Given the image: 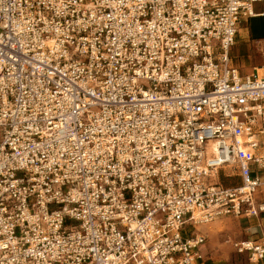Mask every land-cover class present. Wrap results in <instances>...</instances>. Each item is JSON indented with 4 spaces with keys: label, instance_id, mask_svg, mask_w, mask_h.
I'll list each match as a JSON object with an SVG mask.
<instances>
[{
    "label": "built area",
    "instance_id": "built-area-1",
    "mask_svg": "<svg viewBox=\"0 0 264 264\" xmlns=\"http://www.w3.org/2000/svg\"><path fill=\"white\" fill-rule=\"evenodd\" d=\"M258 4L0 0V264H206L199 227L261 215Z\"/></svg>",
    "mask_w": 264,
    "mask_h": 264
},
{
    "label": "rangeland",
    "instance_id": "rangeland-1",
    "mask_svg": "<svg viewBox=\"0 0 264 264\" xmlns=\"http://www.w3.org/2000/svg\"><path fill=\"white\" fill-rule=\"evenodd\" d=\"M256 7L257 11L264 10V4H258ZM243 26L240 30L241 36L237 38L231 50L233 63L243 75L259 72L264 77V18L252 19L250 24L244 22ZM245 26L251 30L249 35ZM247 227L245 220L235 218H223L199 227V230L208 236L205 246L209 251L205 258L219 260L218 264H251L248 254H240L234 247L237 242L258 238V235L249 234Z\"/></svg>",
    "mask_w": 264,
    "mask_h": 264
},
{
    "label": "crops",
    "instance_id": "crops-1",
    "mask_svg": "<svg viewBox=\"0 0 264 264\" xmlns=\"http://www.w3.org/2000/svg\"><path fill=\"white\" fill-rule=\"evenodd\" d=\"M261 11H264V10H261ZM252 19H255V18H252ZM252 19H249L248 22H245L246 24H250V21ZM243 26V24H242ZM244 27V26H243ZM246 27V31H247V35H249V28ZM242 28V27H241ZM251 31V30H250ZM241 36V34L239 33L238 37ZM237 37V38H238ZM236 65V64H235ZM237 66V65H236ZM238 67V66H237ZM241 73V72H240ZM254 73V72H253ZM252 73V74H253ZM243 75V74H242ZM247 75H250V74H247ZM244 76V75H243ZM261 76V75H260ZM238 179H232L230 181H227V183H234V182H237ZM256 199H257V203L259 205H263L264 206V189H262L256 196ZM241 220H245V222H247V225L248 227L246 228V231L249 232V234H252L254 236H257L258 235V238H261L262 236H264V211L261 213V215L258 217V218H240ZM209 232V230H208ZM205 234V233H204ZM207 234V233H206ZM208 237V236H207ZM256 239V240H257ZM247 240H255V239H251V238H248ZM206 245V244H205ZM202 246L201 248V251H202V254L204 255V258H205V255L206 253H208L209 249L206 247V246ZM205 262L206 264H218L219 263V260H215L214 258H205ZM259 264H264V260L262 262H260Z\"/></svg>",
    "mask_w": 264,
    "mask_h": 264
}]
</instances>
